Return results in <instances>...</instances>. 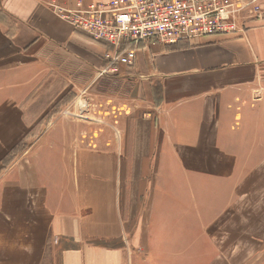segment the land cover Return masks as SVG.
Wrapping results in <instances>:
<instances>
[{
  "label": "crops",
  "instance_id": "crops-1",
  "mask_svg": "<svg viewBox=\"0 0 264 264\" xmlns=\"http://www.w3.org/2000/svg\"><path fill=\"white\" fill-rule=\"evenodd\" d=\"M46 2L0 0V264H179L204 222L209 264H264V0L243 34L140 48L114 72ZM123 77L155 93L128 149L107 132L28 146L30 107Z\"/></svg>",
  "mask_w": 264,
  "mask_h": 264
},
{
  "label": "built area",
  "instance_id": "built-area-1",
  "mask_svg": "<svg viewBox=\"0 0 264 264\" xmlns=\"http://www.w3.org/2000/svg\"><path fill=\"white\" fill-rule=\"evenodd\" d=\"M51 3L56 16L107 46L104 71L130 67L136 51L212 35H239L263 15L261 0H74ZM103 71V72H104Z\"/></svg>",
  "mask_w": 264,
  "mask_h": 264
},
{
  "label": "rangeland",
  "instance_id": "rangeland-1",
  "mask_svg": "<svg viewBox=\"0 0 264 264\" xmlns=\"http://www.w3.org/2000/svg\"><path fill=\"white\" fill-rule=\"evenodd\" d=\"M52 1L53 0H47L46 2L51 10ZM55 2H58V0ZM67 2L68 0L60 1L61 5H66ZM102 88L105 90L104 92H106L102 97L74 96L70 97L72 101L68 103L64 101L66 105L63 107H45L44 105L40 107H30L31 119L34 121L35 125L28 135V141H31V144L28 146L31 147L35 141L38 143L41 137L49 136L50 134L53 136L55 135L59 139L61 137H68L69 135L76 136L77 134H87L89 137L93 138L99 135L102 136L107 132L114 137H124V142L119 146H121L122 149H128L130 146V132L131 130L133 131L131 124L135 122L136 119H142L143 113L146 111L145 108L141 107H143L142 105H146L145 100L154 96L153 94L155 93L153 90L150 91L151 94L146 92L145 89L140 88L135 81L132 82L127 78L122 79L121 83H113L112 81L106 82L102 84ZM258 97V95L254 96L252 94L251 100L258 101V99H260ZM57 98L60 103V98L63 97L58 96ZM98 103L105 104L106 107H98ZM137 105L139 106L137 107ZM146 117L151 119L150 116ZM19 150L23 151L25 149L21 147ZM25 151H29V149ZM150 164H152V161H150ZM189 214L191 215V212ZM200 227L208 228V222H204L200 225L197 224V256L189 254L183 256L171 255L166 257V262L179 264H209L211 259H215V256L211 255L209 251L211 248L210 240L205 234H202L203 232H198ZM199 233H201V235ZM186 244L188 243L186 242ZM174 250L175 249L172 247L170 248V251ZM205 253L206 255H204ZM138 258L141 262H146L144 254L139 253ZM220 260H222L221 257H219L217 261L220 262Z\"/></svg>",
  "mask_w": 264,
  "mask_h": 264
},
{
  "label": "trees",
  "instance_id": "trees-1",
  "mask_svg": "<svg viewBox=\"0 0 264 264\" xmlns=\"http://www.w3.org/2000/svg\"><path fill=\"white\" fill-rule=\"evenodd\" d=\"M165 47H172V45L171 46H165Z\"/></svg>",
  "mask_w": 264,
  "mask_h": 264
}]
</instances>
